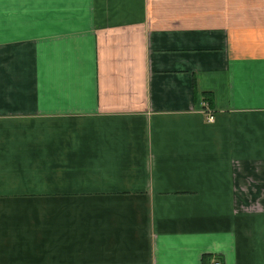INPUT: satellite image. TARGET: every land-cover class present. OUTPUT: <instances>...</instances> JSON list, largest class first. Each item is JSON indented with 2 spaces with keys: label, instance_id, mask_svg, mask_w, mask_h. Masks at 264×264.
<instances>
[{
  "label": "crops",
  "instance_id": "0c3cea01",
  "mask_svg": "<svg viewBox=\"0 0 264 264\" xmlns=\"http://www.w3.org/2000/svg\"><path fill=\"white\" fill-rule=\"evenodd\" d=\"M215 262L264 264V0H0V264Z\"/></svg>",
  "mask_w": 264,
  "mask_h": 264
},
{
  "label": "built area",
  "instance_id": "2783aa9c",
  "mask_svg": "<svg viewBox=\"0 0 264 264\" xmlns=\"http://www.w3.org/2000/svg\"><path fill=\"white\" fill-rule=\"evenodd\" d=\"M207 111H209V115L207 116L208 121L213 122L215 119L214 114L208 109H207ZM215 264H220V262H215Z\"/></svg>",
  "mask_w": 264,
  "mask_h": 264
},
{
  "label": "trees",
  "instance_id": "16d2710c",
  "mask_svg": "<svg viewBox=\"0 0 264 264\" xmlns=\"http://www.w3.org/2000/svg\"><path fill=\"white\" fill-rule=\"evenodd\" d=\"M206 95H207V94H206ZM208 98L210 99V97H209V96H207V101L209 100ZM208 102H209V101H208Z\"/></svg>",
  "mask_w": 264,
  "mask_h": 264
}]
</instances>
